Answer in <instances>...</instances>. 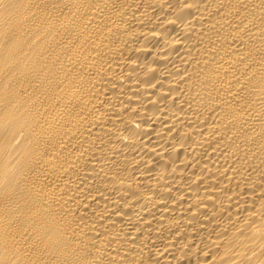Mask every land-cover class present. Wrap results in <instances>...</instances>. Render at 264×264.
<instances>
[{
    "label": "bare ground",
    "instance_id": "6f19581e",
    "mask_svg": "<svg viewBox=\"0 0 264 264\" xmlns=\"http://www.w3.org/2000/svg\"><path fill=\"white\" fill-rule=\"evenodd\" d=\"M0 264H264V0H0Z\"/></svg>",
    "mask_w": 264,
    "mask_h": 264
}]
</instances>
